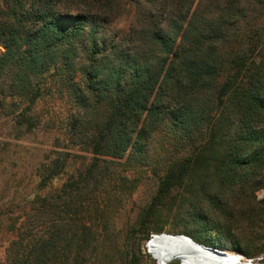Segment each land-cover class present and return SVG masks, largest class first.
<instances>
[{
	"label": "trees",
	"instance_id": "1",
	"mask_svg": "<svg viewBox=\"0 0 264 264\" xmlns=\"http://www.w3.org/2000/svg\"><path fill=\"white\" fill-rule=\"evenodd\" d=\"M55 76L75 104L69 147L84 153L60 151L39 185L72 166L62 186L0 215L16 233L2 264H89L117 165L151 158L156 187L125 264H142L167 214L176 233L264 263V0H0V106L15 138L39 127Z\"/></svg>",
	"mask_w": 264,
	"mask_h": 264
},
{
	"label": "rangeland",
	"instance_id": "2",
	"mask_svg": "<svg viewBox=\"0 0 264 264\" xmlns=\"http://www.w3.org/2000/svg\"><path fill=\"white\" fill-rule=\"evenodd\" d=\"M130 15L121 10L116 16L113 26L117 30L127 27ZM45 94L38 100L35 111L41 117L39 127L21 138L10 134V112L8 103L6 110L0 106V215L6 208L19 203L26 205L35 196L58 189L69 178L73 171L68 166L51 184L42 188L39 185L40 171L44 164L50 163L60 151L71 150L73 153H84L80 146L70 148L69 118L74 110L73 98L66 93L57 92L56 79L51 77ZM157 158L123 160L117 165V172L107 186V191L100 196V209L96 213V229H98L97 251L89 264H125L123 246L127 243V231L137 216L140 207L147 202L156 187L157 177L154 167ZM260 196L263 192H258ZM18 212V211H17ZM0 228V264L5 260V249L16 233L10 229V221L2 218ZM164 225L163 232L178 234L174 226L175 219L165 215L160 219ZM142 244L139 254L142 264H158L156 258ZM229 250V249H227ZM234 253L236 251L229 250ZM246 260L249 257L238 253ZM260 255L258 259L263 258ZM168 264H174L175 261ZM254 260V259H253ZM180 264V260H178ZM254 264H257L254 262ZM264 264V263H263Z\"/></svg>",
	"mask_w": 264,
	"mask_h": 264
},
{
	"label": "water",
	"instance_id": "3",
	"mask_svg": "<svg viewBox=\"0 0 264 264\" xmlns=\"http://www.w3.org/2000/svg\"><path fill=\"white\" fill-rule=\"evenodd\" d=\"M173 244H182L184 248L173 251L169 249V247ZM145 246L147 251L151 253L156 259L157 257L153 254L151 248L166 249V253L171 254V257L167 258L168 262L173 257L180 260V264H202L206 262V260H216L218 261V264H228L229 261V258L224 257V249H219L218 247L199 243L186 234H172L166 232L153 233L151 237L146 241ZM185 251L190 253L192 256L188 257L185 255V259V257L182 256L184 255V253H186ZM178 253L181 255L178 256ZM245 264H254L253 258L246 259Z\"/></svg>",
	"mask_w": 264,
	"mask_h": 264
},
{
	"label": "bare ground",
	"instance_id": "4",
	"mask_svg": "<svg viewBox=\"0 0 264 264\" xmlns=\"http://www.w3.org/2000/svg\"><path fill=\"white\" fill-rule=\"evenodd\" d=\"M183 245L182 244H173L169 247V249L173 250V251H177V250H180V249H183ZM166 249H158V248H151V251L153 252V254L157 257V260L159 262V264H168L170 261H174L176 260L175 257L171 258V260L168 262L167 261V258H170L171 257V254H168L166 253L165 251ZM186 252V251H185ZM177 253V252H176ZM224 257L226 258H229V261H228V264H245V261L242 256L238 253H234V252H231L229 250H226L224 249ZM179 254V253H178ZM177 254V255H178ZM181 254H179L178 256H180ZM190 257L192 256L190 253L186 252L184 253V255H182L183 257H185L186 259V256ZM218 261L214 260V261H207L202 263V264H218L217 263Z\"/></svg>",
	"mask_w": 264,
	"mask_h": 264
}]
</instances>
